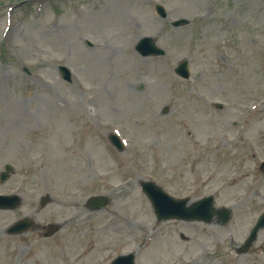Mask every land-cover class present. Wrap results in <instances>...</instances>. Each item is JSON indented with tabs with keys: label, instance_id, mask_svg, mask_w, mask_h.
<instances>
[{
	"label": "rangeland",
	"instance_id": "rangeland-1",
	"mask_svg": "<svg viewBox=\"0 0 264 264\" xmlns=\"http://www.w3.org/2000/svg\"><path fill=\"white\" fill-rule=\"evenodd\" d=\"M143 37L164 54L140 55ZM262 159L264 0H0V193L20 197L0 209V264H263L264 228L236 251L264 210ZM146 179L212 194L230 219L156 220ZM92 194L106 206L89 211ZM23 217L36 227L6 233Z\"/></svg>",
	"mask_w": 264,
	"mask_h": 264
},
{
	"label": "water",
	"instance_id": "water-1",
	"mask_svg": "<svg viewBox=\"0 0 264 264\" xmlns=\"http://www.w3.org/2000/svg\"><path fill=\"white\" fill-rule=\"evenodd\" d=\"M159 12L162 15L164 14L161 9L159 10ZM184 23H187V20L179 19L174 21L172 24L177 26ZM137 49L142 55H156L163 53V51L157 48L153 44L152 40L148 37H145L141 40ZM175 71L178 72V74L181 75L182 77H187L186 62L182 61L181 63H179ZM64 75H65L64 77L68 78L67 72H65ZM111 141L118 149L121 148L120 143L114 136H111ZM141 186H142V190L147 194L148 198L151 200L152 206L154 208V212L158 219L177 218L183 220H203V221H209L211 219L212 211H213L211 196L196 200L191 204H189V206H187L186 205L187 199L171 198L167 196L158 186H156L151 182H143ZM4 199L8 200L10 198L5 197ZM88 203L97 208L105 203V199L103 197H91L88 199ZM217 213L219 216H221L222 221L227 220L228 215L226 210L220 209L217 210ZM262 226H264V213L259 217L256 225L252 228L250 235L246 239L245 245L242 248L243 250H245L249 245V243L251 242V240L255 238V233L257 229ZM18 228H19L18 224H16L13 227H11L9 230L15 231L18 230ZM263 252H264V248H263ZM111 264H133L132 255L119 256Z\"/></svg>",
	"mask_w": 264,
	"mask_h": 264
}]
</instances>
